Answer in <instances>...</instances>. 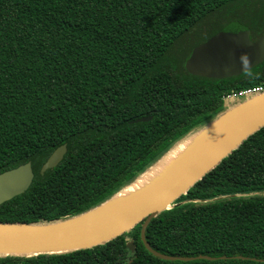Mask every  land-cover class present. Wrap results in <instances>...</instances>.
Instances as JSON below:
<instances>
[{"label":"trees","instance_id":"trees-1","mask_svg":"<svg viewBox=\"0 0 264 264\" xmlns=\"http://www.w3.org/2000/svg\"><path fill=\"white\" fill-rule=\"evenodd\" d=\"M231 21L257 39L264 0H0V172L25 162L34 172L24 192L0 204V221H52L93 208L217 118L228 94L264 89V60L233 75L185 68L193 48ZM62 143L61 161L41 174ZM175 202L147 224L148 243L216 259L158 257L140 222L92 247L2 255L0 264H264V126Z\"/></svg>","mask_w":264,"mask_h":264},{"label":"water","instance_id":"water-1","mask_svg":"<svg viewBox=\"0 0 264 264\" xmlns=\"http://www.w3.org/2000/svg\"><path fill=\"white\" fill-rule=\"evenodd\" d=\"M263 60L264 32L253 40L248 26L242 22L231 21L193 48L186 59L185 68L192 74L233 75L246 71ZM151 117L152 115L141 116L131 122L147 121ZM262 126H264V89L240 96L229 105L226 101L225 110L217 118L180 139L185 140L204 133L202 141L181 161L173 165L160 182L147 193L114 209H99L107 200L163 158L180 140L149 165L143 173L93 208L52 221H0V256L8 254L32 256L88 248L107 242L142 222L141 238L146 248L154 255L169 260L216 259V256L205 254L182 256L160 252L148 243L145 236L146 226L157 213L179 204L180 202L175 201L180 195L186 193L223 157ZM66 150V143L59 145L43 163L40 173L43 174L48 168L56 166ZM33 177L34 172L30 162L0 172V204L24 192L30 186ZM127 246L131 250L134 249L131 240L128 241ZM233 257L249 258L242 255Z\"/></svg>","mask_w":264,"mask_h":264},{"label":"bare ground","instance_id":"bare-ground-1","mask_svg":"<svg viewBox=\"0 0 264 264\" xmlns=\"http://www.w3.org/2000/svg\"><path fill=\"white\" fill-rule=\"evenodd\" d=\"M203 137L204 133H201L177 142L175 147L164 155L163 158L150 166L143 175L139 176L135 181L125 186L119 193L107 200L99 209H114L123 203L139 198L147 193L160 182L173 165L190 153L202 141Z\"/></svg>","mask_w":264,"mask_h":264},{"label":"rangeland","instance_id":"rangeland-1","mask_svg":"<svg viewBox=\"0 0 264 264\" xmlns=\"http://www.w3.org/2000/svg\"><path fill=\"white\" fill-rule=\"evenodd\" d=\"M220 18H222V17H220ZM225 19H226V17H224ZM220 21H222V19H219L217 22H220ZM198 37V34L196 33V35L194 34V36L192 37V40H191V38L189 37L188 39H183V40H181L178 44H177V46L174 48V50H173V52L176 54V55H179V56H184V54L186 53V51L188 50V48H189V46H190V41H195L196 39H198L197 38ZM245 98V97H244ZM243 98V99H244ZM233 100H235V99H226V101H227V104L229 105L230 103H231V101H233ZM226 101H225V103H226Z\"/></svg>","mask_w":264,"mask_h":264},{"label":"built area","instance_id":"built-area-1","mask_svg":"<svg viewBox=\"0 0 264 264\" xmlns=\"http://www.w3.org/2000/svg\"><path fill=\"white\" fill-rule=\"evenodd\" d=\"M263 90V87L262 86H255V87H251V88H246V89H243L239 92H233L231 94H228L225 98V101L226 99H236L240 96H243V95H247V94H250V93H254V92H259V91H262Z\"/></svg>","mask_w":264,"mask_h":264},{"label":"flooded vegetation","instance_id":"flooded-vegetation-1","mask_svg":"<svg viewBox=\"0 0 264 264\" xmlns=\"http://www.w3.org/2000/svg\"><path fill=\"white\" fill-rule=\"evenodd\" d=\"M227 24V23H226ZM223 27V26H222ZM221 27V28H222ZM197 33H199L201 36H203V35H205L206 34V26L204 25L203 26V30L202 31H199V32H197ZM216 33V32H215ZM196 34V33H195ZM192 35H194V34H192ZM251 36V35H250ZM209 38V37H208ZM206 40V39H205ZM204 41V40H203ZM202 42V41H201ZM200 43V42H199ZM198 43V44H199Z\"/></svg>","mask_w":264,"mask_h":264}]
</instances>
